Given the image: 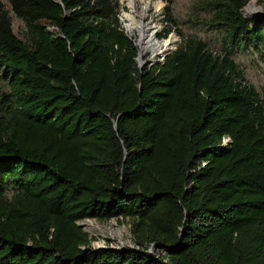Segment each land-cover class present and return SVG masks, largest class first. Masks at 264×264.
<instances>
[{"label": "trees", "instance_id": "trees-1", "mask_svg": "<svg viewBox=\"0 0 264 264\" xmlns=\"http://www.w3.org/2000/svg\"><path fill=\"white\" fill-rule=\"evenodd\" d=\"M249 1L213 0L209 23L264 50ZM179 34L139 68L120 0H0V264H264V97ZM114 218L135 247L96 250L79 222Z\"/></svg>", "mask_w": 264, "mask_h": 264}, {"label": "rangeland", "instance_id": "rangeland-1", "mask_svg": "<svg viewBox=\"0 0 264 264\" xmlns=\"http://www.w3.org/2000/svg\"><path fill=\"white\" fill-rule=\"evenodd\" d=\"M152 5L149 6L146 23L156 24L160 26V30L156 36L159 41H164L171 37L175 39V50L181 43L183 37L179 31L184 35H195L201 37L206 41L215 52L227 50L232 58L241 65L245 71V75L250 83H252L264 97V50L257 47V44L248 41H239L235 46H231L227 38L226 30L212 26L209 20L214 15V8L210 7L208 3L213 0H149ZM161 2L162 7L157 9L153 3ZM169 7L172 17L176 20V24L172 27L165 22V9ZM129 11L127 3L120 0V19L123 23H128L125 13ZM167 13V11H166ZM242 13L245 18L257 21L264 17V1L250 0L243 8ZM125 19V20H124ZM12 22L15 32L24 38L26 26L25 23L12 13ZM171 27V29H170ZM167 37H160L167 29ZM132 34V33H131ZM137 43L139 52L141 46L139 44L140 38L138 31L134 30L132 34ZM152 53L149 51L143 55L142 59L148 61L151 59ZM154 63L146 62L145 64H155L163 60V55L156 56ZM144 64V65H145ZM10 87L8 81L0 75V94L9 92ZM16 188L10 185L6 193L7 197H11ZM83 228L93 238L94 247H110V248H126L135 247L133 238L130 232L131 224L129 219L114 218L109 221H99L96 219H85L80 221ZM156 253L154 247L153 254Z\"/></svg>", "mask_w": 264, "mask_h": 264}, {"label": "bare ground", "instance_id": "bare-ground-1", "mask_svg": "<svg viewBox=\"0 0 264 264\" xmlns=\"http://www.w3.org/2000/svg\"><path fill=\"white\" fill-rule=\"evenodd\" d=\"M127 3L129 11L125 13L128 23L125 22V26L130 33L136 30L139 33V44L141 46V51L139 52V58L142 60L143 55L147 52L152 53L151 59L156 56L163 55L175 46V39L171 37L164 41H159L156 36L160 30V26L156 24L146 23L145 19L147 16V11L152 2L149 0H123ZM153 5L160 9L162 7L161 2L153 3Z\"/></svg>", "mask_w": 264, "mask_h": 264}, {"label": "water", "instance_id": "water-1", "mask_svg": "<svg viewBox=\"0 0 264 264\" xmlns=\"http://www.w3.org/2000/svg\"><path fill=\"white\" fill-rule=\"evenodd\" d=\"M57 1L60 2L61 0H57ZM121 19H122V18H121ZM122 20H123V19H122ZM124 20H125V19H124ZM123 27H124L125 32L128 34V36H129V37H132L133 35L128 31V29H127L126 26H125V23H123ZM49 30L54 31V30H58V29H57V28H54V27H50ZM136 44H137V43H136ZM170 52H172V50H170L169 52L163 54V60H162V61H164L165 57H166ZM139 55H140V53H139V50H138V55H137L136 60H137V62H138V66H139V68H142V67L144 66V64H145L146 62H148V61L151 62V63H154V62H155V60H152V59H149L148 61L143 60V59L140 60ZM158 62H159V61H158ZM79 225L83 227V224H81L80 222H79ZM153 246H154V245H153ZM101 248H110V247H96V250L101 249ZM115 249H117V248H115ZM149 251H150L151 254H153V252H154V247H151Z\"/></svg>", "mask_w": 264, "mask_h": 264}, {"label": "built area", "instance_id": "built-area-1", "mask_svg": "<svg viewBox=\"0 0 264 264\" xmlns=\"http://www.w3.org/2000/svg\"><path fill=\"white\" fill-rule=\"evenodd\" d=\"M229 142H231V138L230 137H226L223 141V146L227 145Z\"/></svg>", "mask_w": 264, "mask_h": 264}]
</instances>
